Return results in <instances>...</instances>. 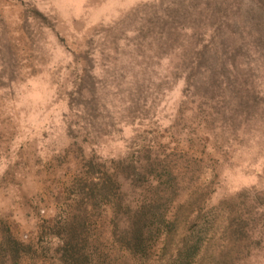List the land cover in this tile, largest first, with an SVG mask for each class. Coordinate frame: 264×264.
<instances>
[{
  "label": "rangeland",
  "instance_id": "1",
  "mask_svg": "<svg viewBox=\"0 0 264 264\" xmlns=\"http://www.w3.org/2000/svg\"><path fill=\"white\" fill-rule=\"evenodd\" d=\"M259 8L0 0V264H264Z\"/></svg>",
  "mask_w": 264,
  "mask_h": 264
},
{
  "label": "trees",
  "instance_id": "2",
  "mask_svg": "<svg viewBox=\"0 0 264 264\" xmlns=\"http://www.w3.org/2000/svg\"><path fill=\"white\" fill-rule=\"evenodd\" d=\"M249 12L256 13L255 9L250 10ZM257 13L261 14L263 13L264 15V9L259 8ZM142 209V208H141ZM139 218L136 220V222L131 226L130 229H137L135 230V238L134 241L136 242V253L138 251H143L144 247H146V240L145 238H150L154 235L155 231H161V229H164L166 225L172 220V218L164 216L162 214L160 217H147L145 215L143 216H138ZM150 221V222H149ZM129 229V228H128ZM156 229V230H154ZM193 242V241H192ZM178 250V249H177ZM176 250V251H177ZM186 251V250H184ZM183 251V252H184ZM188 251H192L191 253L187 254V252L182 256V252H180L178 257H176V261L172 262L170 264H184L185 262L187 263L190 258L194 256V258L198 255L199 253V246L197 241L193 242L188 246ZM193 258V259H194ZM182 259V260H180Z\"/></svg>",
  "mask_w": 264,
  "mask_h": 264
}]
</instances>
